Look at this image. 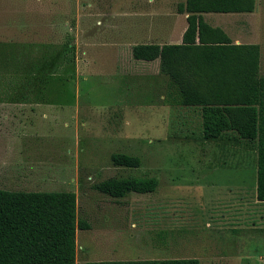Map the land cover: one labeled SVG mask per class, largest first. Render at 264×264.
<instances>
[{"label": "rangeland", "instance_id": "obj_1", "mask_svg": "<svg viewBox=\"0 0 264 264\" xmlns=\"http://www.w3.org/2000/svg\"><path fill=\"white\" fill-rule=\"evenodd\" d=\"M256 1L234 33L262 44L264 76V0ZM131 2L0 0V188L75 192L77 218L89 224L77 228L76 264H264L255 144L204 140L197 111L164 101L167 77L146 74L118 46L130 32ZM114 153L140 165H115ZM128 175L159 183L119 198L96 188Z\"/></svg>", "mask_w": 264, "mask_h": 264}, {"label": "trees", "instance_id": "obj_2", "mask_svg": "<svg viewBox=\"0 0 264 264\" xmlns=\"http://www.w3.org/2000/svg\"><path fill=\"white\" fill-rule=\"evenodd\" d=\"M256 0H185L188 27L179 44L133 46L135 59H160L167 77L164 101L199 113L201 136H225L255 144L256 197L264 202V76L258 43H235L204 13L253 12ZM68 44L66 45V50ZM72 47V46H71ZM115 165L138 167L140 157L112 154ZM155 176L110 177L96 188L112 197L156 190ZM77 228L89 224L77 218L73 191H11L0 188V264H76ZM84 264H208L198 258L91 260Z\"/></svg>", "mask_w": 264, "mask_h": 264}, {"label": "crops", "instance_id": "obj_3", "mask_svg": "<svg viewBox=\"0 0 264 264\" xmlns=\"http://www.w3.org/2000/svg\"><path fill=\"white\" fill-rule=\"evenodd\" d=\"M152 1L151 7L143 9L140 7L142 0H132L131 11L128 18V30L130 31L125 38L118 36V46H128L130 48V55L133 64L137 66L139 61L144 63L143 68L146 74H158L160 71V59L152 61L138 60L133 57L132 48L138 44L156 43L159 45L164 44H179L183 41V35L188 27V13L181 11L179 5L185 0H180L177 3L175 9L169 10L161 7L164 4V0H158L157 6H154L156 0ZM149 4V2H147ZM258 5V2L256 6ZM257 8V7H256ZM253 12H234V13H216L208 12L204 13L203 17L207 23L213 27H221L226 31L235 43H258L259 42L248 41L246 34H235L234 29L239 28L240 25L248 24L245 18L247 15L255 14ZM124 12H118L117 14L123 15ZM125 30L121 27V31ZM189 109V108H188Z\"/></svg>", "mask_w": 264, "mask_h": 264}]
</instances>
